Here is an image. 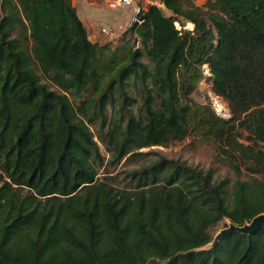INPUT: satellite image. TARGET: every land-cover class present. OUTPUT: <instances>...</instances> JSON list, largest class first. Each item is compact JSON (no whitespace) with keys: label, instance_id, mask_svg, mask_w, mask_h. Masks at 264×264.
Wrapping results in <instances>:
<instances>
[{"label":"trees","instance_id":"16d2710c","mask_svg":"<svg viewBox=\"0 0 264 264\" xmlns=\"http://www.w3.org/2000/svg\"><path fill=\"white\" fill-rule=\"evenodd\" d=\"M159 2L102 43L71 0L2 1L0 264H264V226L210 246L219 222L264 212V0ZM202 80L230 117L194 98ZM189 137L238 177L229 189L164 157L130 189L98 176L100 144L112 162Z\"/></svg>","mask_w":264,"mask_h":264},{"label":"rangeland","instance_id":"374dc122","mask_svg":"<svg viewBox=\"0 0 264 264\" xmlns=\"http://www.w3.org/2000/svg\"><path fill=\"white\" fill-rule=\"evenodd\" d=\"M206 0H195L196 4L203 5ZM162 6V5H161ZM124 7V6H123ZM187 28H191L190 24L186 25ZM121 36V35H120ZM119 36V37H120ZM119 37L111 40L117 41ZM125 40L129 39V36L124 37ZM110 41L108 38L102 40L101 42ZM131 44H135V47L139 46V43L133 42L130 39ZM119 42L112 43V46L117 45ZM142 62L146 61L145 58L141 59ZM208 75V73H206ZM197 92L194 94V98L199 102H209L217 114L228 118L230 117L229 108L227 103L219 96L215 95L211 91V84L209 81L202 80L197 87ZM128 90L132 94L137 102L139 103V87H135L132 79H129ZM217 107L220 109H217ZM217 109V110H216ZM219 110V111H218ZM94 135H96V127L94 125L90 126ZM97 139V136H96ZM100 151L104 156V162L102 167L98 170V176L106 175L105 182L110 184L114 190L120 189H130L128 172L139 169L140 167L147 165L150 162H154L161 157L179 161L187 166L195 168L197 171L204 174H210L211 181L214 184H219L224 181L226 187L229 189L234 181L238 178L235 174L222 162L215 152L211 144L201 142L198 139L186 138L183 141L175 142L167 147L156 146L150 148L141 149V155H136L133 157H123L119 160H114L111 162L110 154L105 150V148L100 144ZM247 175L244 174L239 179L246 178ZM225 223H229L228 220H223L219 222L211 230L212 234L215 236L218 231L224 228Z\"/></svg>","mask_w":264,"mask_h":264},{"label":"crops","instance_id":"0c3cea01","mask_svg":"<svg viewBox=\"0 0 264 264\" xmlns=\"http://www.w3.org/2000/svg\"><path fill=\"white\" fill-rule=\"evenodd\" d=\"M111 0H71L78 17L88 31L90 40L101 42L109 38L100 32L103 26H112L121 35L124 28L132 18L134 5L117 7L113 6ZM144 8L148 5L145 0H135Z\"/></svg>","mask_w":264,"mask_h":264},{"label":"water","instance_id":"95a60500","mask_svg":"<svg viewBox=\"0 0 264 264\" xmlns=\"http://www.w3.org/2000/svg\"><path fill=\"white\" fill-rule=\"evenodd\" d=\"M3 0H0V6ZM138 26L137 22H134L132 26L130 27V30L132 32L135 31L136 27ZM137 53L138 48L134 49L133 55H132V65H134L137 60ZM262 226H264V212L257 214L254 216L249 222L244 223L241 226L235 225L233 223H229L227 227H224L218 231V233L214 236L212 243L210 246H216L220 239H222L226 234H230L233 232H238L241 234L249 235L256 233ZM154 260L150 259L147 264H153Z\"/></svg>","mask_w":264,"mask_h":264},{"label":"built area","instance_id":"2783aa9c","mask_svg":"<svg viewBox=\"0 0 264 264\" xmlns=\"http://www.w3.org/2000/svg\"><path fill=\"white\" fill-rule=\"evenodd\" d=\"M110 2L113 6H117V7L129 6V5L135 4L133 14H132V18L129 21V23L127 24V26L124 28V31L127 30L128 28H130L134 22H137L138 25L143 22V20L138 17V14L142 9H145V8L143 6L137 4L135 2V0H111ZM145 2L147 4H153V5L160 6L159 0H145ZM100 32L103 35H105L109 38H112V39H115V38L120 36L119 31L112 26H103V27H101Z\"/></svg>","mask_w":264,"mask_h":264},{"label":"bare ground","instance_id":"6f19581e","mask_svg":"<svg viewBox=\"0 0 264 264\" xmlns=\"http://www.w3.org/2000/svg\"><path fill=\"white\" fill-rule=\"evenodd\" d=\"M217 109H219V108L217 107ZM219 110H220V109H219ZM219 110H218V111H219Z\"/></svg>","mask_w":264,"mask_h":264}]
</instances>
